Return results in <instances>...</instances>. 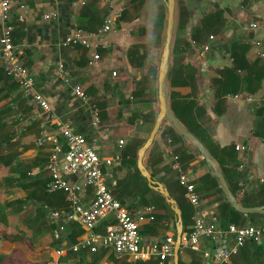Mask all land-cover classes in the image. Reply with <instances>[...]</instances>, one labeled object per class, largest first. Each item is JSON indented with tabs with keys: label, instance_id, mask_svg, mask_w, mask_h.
<instances>
[{
	"label": "crops",
	"instance_id": "0c3cea01",
	"mask_svg": "<svg viewBox=\"0 0 264 264\" xmlns=\"http://www.w3.org/2000/svg\"><path fill=\"white\" fill-rule=\"evenodd\" d=\"M148 1L145 0L140 5V0H112V4L89 0L85 5H80L79 0H49L40 3L26 0V6L23 9L14 6L13 41L19 45L21 60L29 68L35 80L36 89L49 104V111L32 107V119L38 120L41 124L38 135L44 130L57 133L55 121L69 123L78 132L88 136L103 155L111 156L119 153L121 156L128 151L132 159L133 143L145 140L151 129L150 127L146 131L147 122L144 121V115L135 119L134 124L131 123L135 114H146L152 106L137 103L130 95L142 77L134 79L130 74L143 68L147 58H151L146 42L151 32L153 35V24L157 18L159 6L162 5L158 4L154 22H150L153 14L147 6ZM177 1L179 8L183 6V9L190 13L185 20V27L182 28L187 30L184 34L188 35L186 41L189 40L191 30L200 25L204 15L221 16V22L212 28L214 40L207 41L211 45L210 49L200 56L198 55L200 47L194 51L184 48L183 63H193L198 67L199 72H202L198 82L197 101L204 105L207 112L202 117L201 134L210 143L216 158L212 156L218 165L221 162L228 185L230 183L239 196H241L240 181L244 184V192L251 194L263 184L259 182V178L264 177V57L260 56V53H264V29L247 30L244 27L247 28L251 22L264 25V0ZM121 7L124 9L120 17L116 19L114 28L93 37L91 46L66 44V39L77 29L85 33L97 34L104 19ZM51 10L56 12V16L44 19L43 15ZM135 44L140 45V53L146 48L149 49L142 67L132 66L127 57V51ZM241 49H244V63L241 62L243 69L236 73L250 80L249 86L253 90H247L245 88L247 85L243 84L236 94L226 95L217 114L213 110L217 99L214 97L215 92L211 81L213 78L221 77L219 70L232 67L231 52L237 50L239 53ZM93 54H97L99 58L94 60ZM89 61H93V64L89 65ZM59 64L63 65L66 76L59 72ZM113 71L116 72L115 76L112 75ZM74 84L82 86L87 93V101L81 100L72 93L71 85ZM154 84L155 79L152 81V85ZM173 90L186 95L191 88L179 86ZM246 96H251V100H246ZM101 99L105 103L103 108L98 109L99 123L97 124L92 106L95 105L98 108L97 102ZM129 100L132 102H128ZM115 135H117V141ZM120 139L124 141L122 146L118 144ZM235 144L247 145L249 149L240 152L234 148L229 155L223 151ZM178 148L179 145L171 144L168 138L157 137L153 152L156 155L162 153L163 161L159 167L170 165L172 173L164 175V171H160L153 175L167 188L178 206L188 204V201L181 195L176 181L180 174L188 175L191 183L195 185V192L199 199L198 207L191 205L192 216L195 213L202 214L205 218L211 215L216 216L222 203L220 192L213 186H210V191L207 192L201 189L202 182H198L200 177L209 172L208 168L204 165L196 167L202 159L196 155L184 169V164L179 162L176 155ZM126 158L129 160L128 156ZM118 166L114 169L117 183L132 171L129 168L118 171ZM165 180L168 181V186L164 184ZM129 202L127 200L125 204L121 203L130 209L129 205L132 206L134 201ZM148 206L153 204L135 206L131 210ZM141 228L144 244L161 240L172 233L176 237V218L174 214L166 220L155 218L153 221L142 224ZM207 241L209 239H206ZM214 242L202 248H210ZM28 245L27 240L24 241V245L15 247L10 242L0 239V255L3 257L4 264H31L28 258ZM188 249L180 248L181 251H179L180 258L186 263L190 262L193 256H200L203 263L211 260V258L205 259L202 252ZM253 249V247L240 249L225 264L246 263L248 258L245 256L247 254L249 256ZM109 254L111 253L106 251L100 264H114L109 261Z\"/></svg>",
	"mask_w": 264,
	"mask_h": 264
},
{
	"label": "trees",
	"instance_id": "16d2710c",
	"mask_svg": "<svg viewBox=\"0 0 264 264\" xmlns=\"http://www.w3.org/2000/svg\"><path fill=\"white\" fill-rule=\"evenodd\" d=\"M144 1L145 0H140L139 4H143ZM189 16L190 13L187 10H184L182 7L179 8V31L185 26V20ZM163 18L164 8L160 5L157 18L153 24L154 39H158L159 41ZM13 19L14 18L11 20V24L15 27ZM219 22H221V16L218 14L212 16L204 15L201 19L200 25L191 30L188 46L185 49H192L194 51L198 47H202L208 43L209 36L212 35L211 32L213 26ZM14 31L15 28H13L12 36L14 35ZM179 43L180 36H177L173 50V62L169 75L171 85V109L180 122L195 134L216 158L214 151L209 145L210 143H208L201 134L202 117L207 113L204 105L199 104L197 101V95L199 92L198 82L202 77V72H199L198 67L193 63H183L184 55L182 54V51H185V49L183 50ZM139 49L140 45L135 44L127 51V57L132 66L142 67L144 65V59L149 54V49H144L142 53H140ZM134 58L136 59L135 61ZM231 59L232 67L219 70L221 77L213 78L211 81V85L215 92L214 97L217 99L213 110L217 114L219 111L218 108L226 95L236 94L238 90L243 87V84L247 85L245 86L247 90H253L249 86L250 80H247V78L237 75L236 73V71H241L243 69L241 62L244 61V49H241L239 53L237 50L232 51ZM155 76V66L151 64L144 76L139 79L135 88L130 93L133 101L150 106L156 102L155 87L152 85ZM179 86H189L191 91L186 95H181L179 92L173 90V88ZM1 102L0 239L10 242L15 247H19L24 245V241L30 237L40 240L50 234L53 235L52 233L56 225L48 222L47 214L52 210H67L68 202L65 200V194L63 192L58 191L48 193L46 191V184L49 177L46 170H44V164L48 158L50 145L35 147L34 140L39 136L38 134L41 124L38 120L32 119L33 109L28 103V100L21 95L18 84L12 80L11 77L7 76L0 67V103ZM128 102H132V100H129ZM97 105L100 108L104 107L103 101L100 102V100L97 102ZM141 115H144V121L151 123L152 127L154 122V111L152 109L146 114H135L131 119V123ZM158 137H166L171 144L179 145L176 155L179 162L184 164V169L195 159L196 155L183 145L180 136L168 123H163ZM156 139L148 152L147 168H149L154 174H158L160 171H164V175L170 174L172 173V167L170 165L159 167L163 158L162 153L156 155L153 152L156 145ZM143 141L144 140H138L133 143L132 159L130 158V155H128V151L121 154V162L117 170L123 171L124 168H129L132 169V171L128 172L125 178L118 181L117 186L113 189V194L123 204H125L127 200H134V204L132 206L129 205L130 209L133 206L152 203L155 208V218L166 220L169 217H173L172 210L169 205L165 203L162 195L147 186L146 180L140 176L138 170L135 168L136 151ZM29 150H32L30 154L32 156L30 160H27L24 156L28 154ZM231 150H234V145L223 149L227 155H229ZM127 156L129 157V160H126L128 159L126 158ZM202 165L206 166L204 159H200L196 164V167ZM219 165L225 175V170L221 162H219ZM198 182H202L201 184H203V186H201V189L207 190V192L210 191V186L215 187L220 192L222 203L219 206L216 217L222 227H226L229 224L245 226L248 221L253 223L264 217V215L260 214L244 215L240 212H236V210H234L226 201L216 179L210 172H207L200 177ZM176 183L180 189L181 195L184 196L185 188L179 184L178 180ZM164 184L168 186V181L165 180ZM193 186L195 192V185L193 184ZM9 187L11 189H8ZM229 187L237 200L244 206L264 204V183L253 193L248 194L243 192L241 196L238 195L236 189L230 183ZM195 194L197 195L196 192ZM124 196L126 198L123 199ZM26 208H29L30 212L22 216L23 223L20 225V223L15 222L14 217L25 211ZM179 208L181 209L183 232L190 231L193 223L191 219L193 213L191 204L189 202L184 205L179 204ZM111 222L112 220L110 219L102 220L94 231L103 233L105 226ZM83 233L84 229L80 227V225L70 223L66 232V239L69 244H74L79 240ZM142 233L143 231L140 227V234ZM55 239V244L58 243L62 245L56 249H66V252L61 254L57 259L59 264H100L101 259L106 254V250H100L94 253L85 250L73 252L69 246L63 245L60 238ZM244 247L247 249L250 247L254 248L251 253L249 251V256L248 254L245 256L248 259L244 264H264V243L258 244L248 242L240 249H243ZM53 259L54 258L50 257L48 260L50 261ZM108 259L114 264H169L172 261L171 258L163 262H160L158 259H150L147 261L136 260L132 262V260H128L127 258L116 259L113 254H109ZM2 260L3 257L0 255V264H4V261ZM178 264H203V261L200 256H193L191 257L190 262L186 263L179 256Z\"/></svg>",
	"mask_w": 264,
	"mask_h": 264
},
{
	"label": "built area",
	"instance_id": "2783aa9c",
	"mask_svg": "<svg viewBox=\"0 0 264 264\" xmlns=\"http://www.w3.org/2000/svg\"><path fill=\"white\" fill-rule=\"evenodd\" d=\"M33 1L40 3L49 0ZM88 1L79 0V4L85 5ZM99 1L112 4V0ZM15 5L23 9L26 6V0H0V67L18 84L21 95L28 100L31 107H40L49 111L47 100L36 89L35 80L29 68L21 60L19 45L13 41L11 20L14 16ZM123 9L121 7L107 16L97 34L85 33L77 29L66 39V44L91 46L93 37L114 28L115 21L120 17ZM55 16L54 10L43 15L44 19ZM257 28L264 29V25L251 22L247 28L244 27L247 30ZM212 40L214 36L210 35L209 41ZM210 47L209 43L200 47L199 55L202 56ZM260 56L264 57V53H260ZM93 58L97 60L99 56L93 54ZM92 64L93 61H89V65ZM59 72L63 76L67 75L62 64H59ZM112 75L115 76L116 72L113 71ZM71 91L81 100L87 101V93L79 84L71 85ZM246 100H251V96H246ZM92 111L95 115V122L98 124L99 110L93 105ZM55 123L57 133L44 130L34 140L35 147L50 145L48 158L44 164V170L49 177L46 191L48 193L63 192L68 202L67 210H52L47 214L48 222L56 225L52 233L53 237L60 238L59 233L67 232V225L76 223L84 229V233L76 243L69 245L73 252L85 250L94 253L106 250L116 259L127 257L133 261L158 259L163 262L171 259L175 242L173 233L147 244H144L141 238L142 224L155 219L154 206L131 210L113 194L117 183L114 169L121 162L120 154L105 156L92 144L88 136L78 132L69 123L58 121ZM42 127L45 129L44 126ZM118 144L122 146L124 141L120 139ZM234 148L245 152L249 146L235 144ZM178 182L185 188L184 196L187 201L194 207H198L199 199L194 192L190 177L180 174ZM259 182L264 183V177H260ZM243 186V182L240 181L241 194L244 192ZM104 219H110L112 222L105 226L103 233L95 232L94 229ZM192 222L191 230L182 232L180 248L202 252L205 259L211 258L209 262L203 264H225L246 243H264V223H251L245 226L229 224L222 227L215 215L205 218L199 213L192 216ZM200 238L215 241L214 245L201 249ZM65 252L66 249H55L56 257L49 264H59L57 259Z\"/></svg>",
	"mask_w": 264,
	"mask_h": 264
},
{
	"label": "water",
	"instance_id": "95a60500",
	"mask_svg": "<svg viewBox=\"0 0 264 264\" xmlns=\"http://www.w3.org/2000/svg\"><path fill=\"white\" fill-rule=\"evenodd\" d=\"M159 3H161L164 8V18L162 22L158 62L154 64L152 63L151 58L148 57L143 68L137 70L135 73L130 74V76L134 79L139 76H143L148 70L149 65L151 64L155 66L156 70L154 84L156 95V110L154 111V122L147 137L137 149L135 168L138 170L140 176L146 180L147 186L163 196L165 203L169 205L176 218V237L174 242L172 261L169 264H178L181 236L183 232L181 210L177 205L176 200L171 196L167 188L160 181H158L153 173H151L149 168H147L146 162L147 154L150 151L154 140L158 137L164 122L172 126V128L182 139V143L186 148H188L193 154L204 159L206 167L208 168L212 176L216 179L226 201L233 207L234 210H236V212H240L244 215H264V204L256 206H244L237 200L236 196L231 191L223 172L210 153L209 149L195 134H193L182 122H180V120L171 109V85L169 75L173 62V50L179 25V5L177 0H149L147 2V6L153 14L150 22H154V17L156 16ZM193 59L198 61V59ZM198 66L199 68L201 67L200 64ZM213 253H215V250H213Z\"/></svg>",
	"mask_w": 264,
	"mask_h": 264
},
{
	"label": "rangeland",
	"instance_id": "374dc122",
	"mask_svg": "<svg viewBox=\"0 0 264 264\" xmlns=\"http://www.w3.org/2000/svg\"><path fill=\"white\" fill-rule=\"evenodd\" d=\"M182 8H183V6H182ZM186 32H187L186 28H184L180 32H179V30L177 31V36H180V43L179 44H180V47H182V49L187 48V46H188V41H186V37H188V35H184V34H186ZM151 33H150L148 41L146 42V46L150 49V55H151L153 63L156 64L158 62V57H159V53H160V41L158 39H154V36ZM102 101H103V99H101L100 102H102ZM104 103L105 102L103 101V104ZM1 104H2V102L0 103V105ZM151 106H152L151 109L153 111H155L156 110V102L154 104H152ZM98 109H99V106H98ZM146 125H147L146 131H148V129H150V127H151V123L147 122ZM11 128H12V126H11ZM118 133H119V131H118ZM115 140L117 141V135H115ZM16 148H18V147H16ZM31 152H32V150H29L28 154L24 156L27 160H30V158L32 156V155H30ZM5 174H6V172H5ZM8 189H11V188L9 187ZM129 201L131 202L134 200L131 199ZM133 207H135V206H133ZM29 212H30V209L26 208L25 211L16 215L14 217L15 222L20 223V225H21L23 223L22 222L23 221L22 216H24L26 213H29ZM253 223H264V217L260 218L259 220H257L256 222H253ZM247 224H251V223L248 221ZM162 234H164V232H162ZM59 237L62 240V243L64 246L70 245L68 240L66 239V231L59 233ZM27 241L29 243V245L27 246L28 250H29L28 251V253H29L28 258L31 261L30 262L31 264L32 263L33 264H49V262H51L52 260L49 261L48 259L50 257H52V258L56 257L55 250H53V249H56V248L62 246L58 243L55 244L56 239L51 234L48 235L47 237L46 236L43 237L40 240L39 239L37 240V239L30 237L29 239H27ZM211 242H213V241L209 240L206 242V238H200L199 245L202 248V247H206L208 245H212L213 243H211ZM202 249H204V248H202Z\"/></svg>",
	"mask_w": 264,
	"mask_h": 264
}]
</instances>
